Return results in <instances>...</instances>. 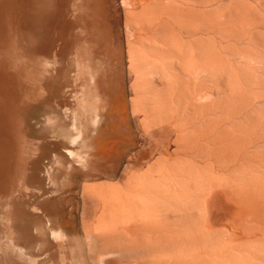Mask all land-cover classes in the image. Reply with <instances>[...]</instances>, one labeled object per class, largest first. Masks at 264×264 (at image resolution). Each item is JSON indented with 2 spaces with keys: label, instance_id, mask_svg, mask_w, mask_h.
Listing matches in <instances>:
<instances>
[{
  "label": "bare ground",
  "instance_id": "obj_1",
  "mask_svg": "<svg viewBox=\"0 0 264 264\" xmlns=\"http://www.w3.org/2000/svg\"><path fill=\"white\" fill-rule=\"evenodd\" d=\"M86 4L0 0V264H81L47 188L65 168L93 174L77 211L92 199L90 263L264 264V0H121L129 112L155 156L123 180L89 145L113 143L120 109ZM157 129L172 137L155 153ZM217 194L235 208L218 228Z\"/></svg>",
  "mask_w": 264,
  "mask_h": 264
},
{
  "label": "rangeland",
  "instance_id": "obj_2",
  "mask_svg": "<svg viewBox=\"0 0 264 264\" xmlns=\"http://www.w3.org/2000/svg\"><path fill=\"white\" fill-rule=\"evenodd\" d=\"M94 8H96L95 11H93ZM86 11L90 14V19H92L90 37L94 39L95 60H102L99 61L98 66L101 69L100 71L105 74L106 84L110 86L107 94L112 97V105L108 111V115L114 113V106H118L120 109V118L115 119L113 122V143L104 141V134L102 132L89 145L96 148V151L93 153L96 160L103 158L101 165L112 168L104 176L111 179H117L120 176L119 180H123L128 171L132 169H143L155 158L149 152L150 145H147L146 152L142 151L145 141L143 138L144 133L139 124L140 117L137 116L135 118V124L129 112V85L134 79V76L129 77L127 73V59L124 53V10L121 5V0H87ZM168 137H172V135H167L164 130L157 129L153 131L149 136L155 145L152 152L157 153V147H161L164 143L171 145ZM157 140H161L160 143ZM103 143V148L106 151L100 152L97 148ZM50 159L51 164L47 168L57 167L58 162L56 157L51 155ZM92 176L93 174L91 173L85 176L78 172H69L66 168L61 171L56 170L54 173L52 171L51 175L47 173V188L50 191L49 194L52 197L58 198L63 210L58 217L59 225L61 228H69L74 235L76 250L80 256L81 264H97V261L93 260L90 263L87 259L88 254H94L96 252L98 247L97 240L93 235H90L88 250H86L84 236L82 233L77 232L80 226V218L82 221H89L96 214L92 199L87 195H83L81 197L83 206L80 210V216L77 215V211L81 205V182L85 177ZM234 210L235 208L227 203L224 196L217 194L210 202L211 222L215 227H221V222L226 215L233 213ZM148 259L149 257H146L144 262Z\"/></svg>",
  "mask_w": 264,
  "mask_h": 264
}]
</instances>
